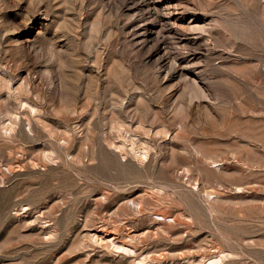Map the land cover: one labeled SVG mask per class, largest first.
<instances>
[{
    "label": "rangeland",
    "instance_id": "obj_1",
    "mask_svg": "<svg viewBox=\"0 0 264 264\" xmlns=\"http://www.w3.org/2000/svg\"><path fill=\"white\" fill-rule=\"evenodd\" d=\"M217 263L264 264V0H0V264Z\"/></svg>",
    "mask_w": 264,
    "mask_h": 264
},
{
    "label": "bare ground",
    "instance_id": "obj_2",
    "mask_svg": "<svg viewBox=\"0 0 264 264\" xmlns=\"http://www.w3.org/2000/svg\"><path fill=\"white\" fill-rule=\"evenodd\" d=\"M193 87V86H192ZM194 95V94H193ZM190 96H191V94H190ZM151 149V148H150ZM145 154V153H144ZM145 155H147V154H145ZM218 264V263H217Z\"/></svg>",
    "mask_w": 264,
    "mask_h": 264
}]
</instances>
